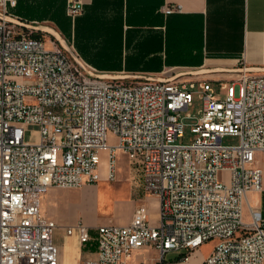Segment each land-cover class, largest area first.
Returning a JSON list of instances; mask_svg holds the SVG:
<instances>
[{
  "label": "built area",
  "instance_id": "built-area-1",
  "mask_svg": "<svg viewBox=\"0 0 264 264\" xmlns=\"http://www.w3.org/2000/svg\"><path fill=\"white\" fill-rule=\"evenodd\" d=\"M16 4L0 0V264H62L58 224L41 214L40 197L50 187L97 183L102 150L114 179L117 149L140 165L145 192L159 197V223L140 206L126 225L68 228L82 244H96V258L81 264H129L134 250L150 246L160 251L154 264H180L211 239L201 264H264V74L245 66L170 68L161 76L99 72L57 30L59 37L12 13ZM83 8L67 0L70 17ZM210 81L223 84L224 98ZM197 82L203 106L191 124L194 141L176 143ZM227 135L239 144H223ZM169 251L179 252L176 261L165 260Z\"/></svg>",
  "mask_w": 264,
  "mask_h": 264
},
{
  "label": "crops",
  "instance_id": "crops-1",
  "mask_svg": "<svg viewBox=\"0 0 264 264\" xmlns=\"http://www.w3.org/2000/svg\"><path fill=\"white\" fill-rule=\"evenodd\" d=\"M81 1L75 18L67 14V0H17L11 12L57 30L99 72L161 76L170 68L245 66L264 74V0ZM167 5L178 10L167 14ZM134 165L135 174L128 168L123 177L122 169L115 179L114 161V179L108 163V174L104 167L97 183L50 187L41 195V214L58 224L53 239L62 264L96 258V244H82L77 232H67L70 227L83 223L94 233L102 225H126L140 206L151 223H159V197L143 190L142 169Z\"/></svg>",
  "mask_w": 264,
  "mask_h": 264
},
{
  "label": "rangeland",
  "instance_id": "rangeland-1",
  "mask_svg": "<svg viewBox=\"0 0 264 264\" xmlns=\"http://www.w3.org/2000/svg\"><path fill=\"white\" fill-rule=\"evenodd\" d=\"M42 35V34H38L37 36ZM66 39V38H65ZM49 42H48V46H49ZM175 71H184L186 69H180V68H175ZM208 77L210 78H227L230 75L228 74H220V73H212L209 72ZM120 76H126L128 74L125 73H120L117 74ZM210 87L211 89H214V91L216 92V94L218 95V97L220 98H224L226 96V92L227 89L223 88V84L220 85L219 82L216 81H210ZM201 92H202V88L200 85V82L196 83V87L193 89V93H192V105L189 107V109L187 111L183 112V116L186 117L185 118V127H184V136L181 138H178L176 140V143H180V144H191L194 141V135H192L191 133V124L196 120V118L199 115V111L201 110L202 106H203V100L201 98ZM239 92H240V86H236L235 87V93L236 96H239ZM191 116L190 118L188 116ZM110 141H112L110 139ZM116 140H113L112 143L115 144ZM223 144L225 145H238L240 142V138L238 136H234V135H227L223 138L222 140ZM110 161V157H109V153L107 150H102L101 152V162H100V168L99 171L101 172L102 169L105 167L107 170V174H108V163ZM114 161L116 164V177L115 179H117V176H119V174L121 173L120 170H124L125 172L123 173V177H127V170L128 168H131L133 170V173L135 174L136 170H138L136 168V166L134 165L133 161L129 158V156L124 153L122 150L117 149L115 152V156H114ZM222 179L228 180L229 178V174L226 172H222L221 174ZM264 185V184H263ZM128 186H131V183H128ZM133 187V185H132ZM135 187H136V183H135ZM134 189V187H133ZM135 190L137 191V188H135ZM144 190V189H143ZM261 198H262V206L264 208V191H262L261 193ZM135 199L138 197V195L135 193L134 194ZM254 201H256V198L253 199ZM245 222L248 223L251 221L250 218V214H249V210H248V206L247 204L245 205ZM216 243L215 239H211L208 240L207 242L203 243L201 246H199L197 249L194 250V252L192 253V255L190 256V260L189 262H184V263H180V264H201L202 261L211 253L214 245ZM179 255V252H175V251H169L165 254V260L167 262H174L176 261L178 258L177 256ZM160 257V251L152 246L150 247H144L143 249H138V250H134L132 252V254L130 255V257L128 258V262L129 264H154L158 258Z\"/></svg>",
  "mask_w": 264,
  "mask_h": 264
},
{
  "label": "water",
  "instance_id": "water-1",
  "mask_svg": "<svg viewBox=\"0 0 264 264\" xmlns=\"http://www.w3.org/2000/svg\"><path fill=\"white\" fill-rule=\"evenodd\" d=\"M43 28L44 29H46V30H48V31H50V32H52L53 34H55L57 37H59V35L52 29V28H50L49 26H43ZM62 41L64 42V43H66L65 42V40H63L62 39ZM211 70H218V69H205V71H211ZM219 70H221V69H219Z\"/></svg>",
  "mask_w": 264,
  "mask_h": 264
},
{
  "label": "bare ground",
  "instance_id": "bare-ground-1",
  "mask_svg": "<svg viewBox=\"0 0 264 264\" xmlns=\"http://www.w3.org/2000/svg\"><path fill=\"white\" fill-rule=\"evenodd\" d=\"M190 260V259H189Z\"/></svg>",
  "mask_w": 264,
  "mask_h": 264
}]
</instances>
